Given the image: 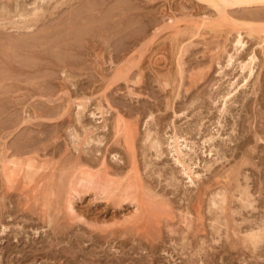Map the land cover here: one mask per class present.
<instances>
[{
	"label": "rangeland",
	"instance_id": "1",
	"mask_svg": "<svg viewBox=\"0 0 264 264\" xmlns=\"http://www.w3.org/2000/svg\"><path fill=\"white\" fill-rule=\"evenodd\" d=\"M70 1L56 10L55 2L50 4V11L31 30H6L0 26V151L23 159L34 156L46 167H54L48 174L53 180L46 176L49 192L53 190L48 198L35 197L39 193L26 188L7 192L0 175V264H264V242L253 250L241 244L238 237L243 234L236 236L264 216V140L256 138L257 134L264 139V54L254 45L255 40L246 38L248 51L256 49L259 57L256 67L259 79L240 91L234 99L236 104L231 102L228 113L222 117L218 98L226 91L230 79L242 80L236 69L226 70L228 75L223 78L219 74L213 56L224 45L223 37L213 33L195 36L191 38L193 46L187 41L191 46L184 53L183 63L188 76L184 73L181 90L176 71L177 38L189 37L197 20L206 14L214 18L216 12L212 7L199 0ZM31 2L0 0V7L6 5L13 10L17 4L29 7ZM259 11L255 15L242 9L232 17L262 23L264 10ZM171 18L176 21L175 29L170 28ZM228 26L227 23L224 28L230 29ZM184 31L186 36L181 35ZM229 37L227 50L231 51L233 38ZM139 52L143 55H138ZM221 55L223 62L226 52ZM127 64L128 67L134 64L128 73L129 82L115 80V71ZM192 70L198 82L189 81ZM138 74L142 76L140 83H136ZM167 81L171 86L166 85ZM80 101L87 104V110L81 113L79 121L78 107L74 104ZM100 101L105 106L109 103L110 113L105 120L100 119L95 108ZM93 110L96 116L91 115ZM117 115L123 118L129 141L123 135V138L115 135ZM218 120L223 121L225 128L220 129L218 149L212 155L204 154L211 148L207 146L201 152L203 137L216 131ZM84 126L95 133L89 135L94 143L89 140V144L76 146L72 135L79 133L83 138V129H87ZM176 127L180 135L199 146L198 162L202 167L215 161L210 171L197 167L204 175L197 187L190 186L189 180L180 174L167 144L164 155L158 158L145 141L147 129L164 139ZM99 139L102 143L98 145ZM133 157L138 170H130ZM244 158H251L253 165L251 162L241 167L249 179L245 183L244 176H240L239 182L251 186L257 200L255 210H241L232 196L238 193H234L232 187L236 183L228 175ZM103 159L112 174L118 173L119 179L131 174L135 179L139 175L149 187L152 193L148 194L146 189L145 194L142 192V211L135 209L136 203L124 201L116 206L114 201L101 199L91 191L76 201V208L87 215V223L72 215L68 218L61 204L69 168L74 169L80 161L98 169ZM220 189L227 190L233 201L228 215H223L224 222L214 221L215 207L210 204L211 195ZM230 222L235 234L228 228ZM2 226H7L5 232ZM227 228L230 232L226 235Z\"/></svg>",
	"mask_w": 264,
	"mask_h": 264
},
{
	"label": "bare ground",
	"instance_id": "2",
	"mask_svg": "<svg viewBox=\"0 0 264 264\" xmlns=\"http://www.w3.org/2000/svg\"><path fill=\"white\" fill-rule=\"evenodd\" d=\"M81 1V0H80ZM86 1V0H85ZM197 1V0H196ZM200 2H203L205 4H207L208 6L212 7L216 14L214 18H211L207 16H203L200 18V20H197L196 25L194 26V31L193 33L191 32V34H189V37H186V39L182 38H177V50H176V55H177V67L178 69L176 70L179 74V82H178V88L181 90V86H183V79L188 76V73H186V69L184 68V64L183 63V56L184 53L188 51V47H190L192 45L193 40H191V38L197 36L201 37V36H205L210 34H214L216 36L219 37H223L224 39V45L222 46V48H220V50L213 56V60L214 62L216 61L217 65H219V74L222 75V78L227 76L228 74L226 73V70H234L236 69L238 71V73L240 74V76H242V80L239 82L238 79L237 80H229L228 81V86L226 91H223L222 95H220V97L218 98V102L220 101V106L219 109L221 114L220 116L224 117L225 114L228 113V109L230 107V103L234 102V99H236V97H238V94L240 93V91L244 88H247L251 83H253V80H255L256 78H258L257 75V70L256 67L258 66V60L259 57L257 55V51L256 49H251L250 51H248L247 47H248V41L246 40V38L249 39H253L255 40L254 45L256 44V47H259L260 51L264 54V22H260L257 23L258 21L255 20V16L253 14L256 15V13H258L259 10H264V0H199ZM198 1V2H199ZM55 2V3H54ZM67 2H71L70 0H33V2H31V4H29L28 6H20V5H16L15 8L13 10L8 9V7L5 6H1L0 7V26L4 29H8V28H15L16 30H31L34 28V26L36 25V22L39 21L40 18L44 17L45 14L47 12L50 11V4L54 3L55 5L53 6V9L56 10L58 9L62 4H65ZM199 2V3H200ZM86 3V2H85ZM84 3V4H85ZM82 5V4H81ZM201 5V4H200ZM85 6V5H84ZM83 6V7H84ZM202 7V6H201ZM205 7V6H204ZM202 9V8H201ZM242 9L244 10H248L250 12H252V16H254V20L255 21H240V19L238 20L237 18H233L232 14L233 13H238L239 11L241 13ZM231 10V12H229ZM245 12V11H244ZM250 12H246L247 14ZM260 12V11H259ZM264 13V11L262 12ZM62 15L64 13H61ZM245 14V13H243ZM61 15V16H62ZM70 15V14H69ZM201 15V14H200ZM236 15V14H235ZM234 15V16H235ZM259 15V14H258ZM257 15V16H258ZM262 15V14H261ZM246 16V15H244ZM251 16V15H249ZM251 16V17H252ZM264 16V15H263ZM263 16H260L263 17ZM58 17V16H57ZM68 17V16H67ZM179 17V16H178ZM183 17V15H182ZM61 18V17H60ZM57 19V20H60ZM169 18V17H168ZM184 18V17H183ZM199 18V17H198ZM251 18V19H253ZM258 18V17H257ZM50 19V18H49ZM56 20V19H55ZM170 20V19H169ZM182 20V19H180ZM184 20H186V18H184ZM189 20V18H188ZM243 20V19H242ZM257 20H261V19H257ZM264 20V19H263ZM262 20V21H263ZM53 22V21H52ZM168 22V21H166ZM186 22V21H185ZM60 23V22H59ZM164 23V22H163ZM176 23L175 19L171 18V22L170 28H173V25ZM179 23V21H178ZM181 23V21H180ZM188 23V22H187ZM230 24V29L224 28L226 27V24ZM57 24V23H56ZM55 24V25H56ZM165 24V23H164ZM163 25V24H162ZM187 25V24H186ZM190 25V24H189ZM177 26V24H176ZM160 27V26H159ZM158 27V28H159ZM163 27V26H162ZM185 27V26H182ZM192 27V26H191ZM165 28V27H164ZM169 28V29H170ZM181 28V27H180ZM175 29V28H173ZM185 29V28H184ZM158 30V29H157ZM167 30V29H166ZM159 31V30H158ZM179 31V30H178ZM180 31H183V29H181ZM160 32V31H159ZM167 32V31H166ZM171 32V31H170ZM142 33V32H141ZM144 33V32H143ZM154 33V32H153ZM152 33V34H153ZM169 33V32H168ZM173 33V32H172ZM171 33V35H172ZM175 33V32H174ZM173 33V34H174ZM187 33V32H186ZM185 31L182 33V36H186ZM20 34V33H19ZM18 34V35H19ZM29 34V33H28ZM33 34V33H31ZM145 34V33H144ZM157 34V32H156ZM176 34V33H175ZM180 34V33H179ZM1 35V34H0ZM36 35V34H35ZM50 35V34H49ZM53 35V34H52ZM155 35V33L153 34ZM167 35V34H166ZM164 35V36H166ZM178 35V33H177ZM17 36V35H16ZM30 36V35H29ZM37 36V35H36ZM157 36V35H156ZM216 36L212 37L215 38ZM229 36H232V40H231V44H232V50H227V42L229 40ZM32 37V35H31ZM30 37V39H31ZM34 37V36H33ZM40 37H42L40 35ZM51 37V35H50ZM155 37V36H154ZM170 37V36H169ZM175 37V35H174ZM2 38V37H1ZM7 38V37H6ZM48 38V37H47ZM55 38V37H54ZM153 38V36L151 37ZM163 38V37H162ZM168 38V37H167ZM203 38V37H202ZM4 39V38H3ZM22 39V38H21ZM33 39V38H32ZM43 39V38H42ZM52 39V38H51ZM56 39V38H55ZM60 39V38H59ZM165 39V37H164ZM169 39V38H168ZM218 39V38H217ZM5 40V39H4ZM23 40V39H22ZM50 40V39H49ZM161 40V39H159ZM188 40H190L191 45L189 44V42H187ZM1 41V39H0ZM6 41V40H5ZM31 41V40H30ZM53 41V40H52ZM206 41V40H205ZM208 41V40H207ZM221 41V40H220ZM24 42V41H23ZM27 42V41H25ZM29 42V41H28ZM38 42V41H37ZM41 41L39 40V43ZM56 42V40H55ZM57 42H59L57 40ZM171 42V40L169 41ZM174 41L172 40V43ZM8 43V42H7ZM10 43V42H9ZM16 43V42H15ZM19 43V42H18ZM171 43V44H172ZM194 43V42H193ZM216 43V42H215ZM223 43V42H222ZM0 44H2L0 42ZM11 44V43H10ZM21 46L23 45L22 43H20ZM150 44V43H149ZM163 44V43H162ZM175 44V43H174ZM221 44V42H220ZM230 45V43H229ZM20 46V45H19ZM28 46V44L26 45ZM145 46V45H144ZM148 46V43H147ZM156 46V45H155ZM193 46V45H192ZM217 46V45H216ZM221 46V45H220ZM14 47V46H12ZM18 47V46H16ZM150 47V46H149ZM24 48V47H23ZM29 48V47H28ZM27 48V49H28ZM19 49V48H18ZM26 49V48H25ZM145 49V48H144ZM150 49V48H149ZM146 50V49H145ZM19 51V50H18ZM144 51V50H143ZM151 51V50H150ZM172 51V50H171ZM217 51V50H216ZM259 51V52H260ZM7 52H9L7 50ZM22 52V51H21ZM147 52V51H146ZM222 52H226L225 58L223 62H220L221 58H223V56L221 55ZM142 52H139L138 55H140ZM261 53V54H262ZM3 54V53H2ZM11 54V53H10ZM152 54V53H151ZM172 54V53H171ZM225 54V53H224ZM262 54V55H263ZM4 55V54H3ZM13 55V52H12ZM15 55V54H14ZM13 55V56H14ZM143 55V53L141 54ZM220 56H222L220 58ZM5 57V56H4ZM15 57V56H14ZM18 58V56H16ZM142 57V56H141ZM151 57V56H150ZM19 58H22L21 56H19ZM172 58V57H171ZM8 59V58H7ZM138 59V58H136ZM140 59V58H139ZM150 59V58H149ZM9 60V59H8ZM12 60V59H11ZM134 63L133 60H130ZM129 61V62H130ZM137 62V60H135ZM151 61V60H150ZM149 61V62H150ZM177 61V60H176ZM171 62V61H170ZM135 64V63H134ZM133 64V66H134ZM139 64V63H138ZM131 65V64H130ZM137 65V64H136ZM135 65V66H136ZM127 67H124L126 70H124V68H118L117 71H115L117 74V77L115 78V80L117 79H123L126 82H129V71L131 70V67H133L132 65L130 67H128L129 65H126ZM150 67V66H149ZM176 67V68H177ZM152 68V67H151ZM193 68V67H192ZM129 69V70H128ZM191 69V68H190ZM155 70V69H154ZM173 71H175L173 69ZM141 72V70H140ZM143 72V71H142ZM191 72V71H189ZM170 73V72H169ZM184 73H186L187 75H185L184 77ZM259 73V72H258ZM171 74V73H170ZM195 73H193V70L191 72L190 75V79L193 83L196 82V80L198 79L197 76L194 75ZM177 76V75H176ZM112 77V76H111ZM115 77V74H114ZM141 77L139 74L136 77L137 82L136 83H140ZM172 78V77H171ZM189 78V77H188ZM197 78V79H196ZM235 78V77H234ZM167 79V78H166ZM177 79V78H176ZM259 79V78H258ZM257 79V80H258ZM114 80V79H113ZM112 80V81H113ZM173 80V79H172ZM178 80V79H177ZM199 80V79H198ZM197 80V82H198ZM159 81V80H158ZM176 81V80H174ZM163 82V81H162ZM170 82V81H169ZM169 82L167 81L166 85L169 84ZM160 83V82H159ZM164 83V82H163ZM187 83V82H186ZM185 84V83H184ZM191 84V83H190ZM255 84V83H254ZM165 85V84H164ZM170 85V84H169ZM220 85V84H219ZM171 86V85H170ZM189 86V85H188ZM191 86V85H190ZM189 86V87H190ZM254 89H255V85ZM166 87V86H165ZM181 87V88H180ZM217 87V86H216ZM215 87V88H216ZM164 88V87H163ZM188 88V87H186ZM252 88V87H251ZM170 89V88H169ZM173 89V88H171ZM174 89H176L174 87ZM179 90V91H180ZM219 90V88H218ZM132 91V90H131ZM170 92V90H168ZM174 91V90H173ZM176 91V90H175ZM178 91V92H179ZM189 91V90H188ZM221 92V91H220ZM134 93V92H133ZM219 93V92H218ZM242 93V92H241ZM244 93V92H243ZM172 94V93H171ZM181 94V93H177L176 95ZM135 95V94H134ZM170 95V94H169ZM173 95V94H172ZM214 95V94H212ZM217 95V94H216ZM215 96V95H214ZM170 97V96H169ZM180 97V96H179ZM178 97V98H179ZM216 97V96H215ZM174 98V97H173ZM172 98V99H173ZM176 98V97H175ZM170 99V98H169ZM168 99V100H169ZM216 99V98H215ZM107 100V98H106ZM174 100V99H173ZM214 100V99H213ZM174 102V101H173ZM236 102V101H235ZM234 102V103H235ZM108 103V101H107ZM217 103V101L215 102ZM236 104V103H235ZM74 105H77L78 107V114L79 117L81 115L82 112H84L85 110H87V104L83 103L82 101L80 102H76ZM108 106H105L101 103V101L97 104V106L95 107L97 112L100 113V119H106L105 115L110 113V108H109V103L107 104ZM68 107V106H67ZM178 107V106H177ZM256 107V106H255ZM66 108V107H65ZM254 108V107H253ZM259 109V108H258ZM94 111V110H93ZM253 111V110H252ZM98 114V113H97ZM83 115V113H82ZM91 115H95L96 113L91 112ZM94 116V117H95ZM99 116V115H98ZM108 117V116H107ZM219 118V117H218ZM253 118V117H252ZM255 118V117H254ZM78 119V118H77ZM102 119V120H103ZM81 120V117L79 119V121ZM28 122V121H27ZM26 122V123H27ZM115 124H114V131H115V135L116 137H122V135L124 136L125 140H128V130H126V127H124V122H123V118L121 117V115H117V117L114 120ZM222 120H218V124L219 125L216 129V131L214 132H209L208 134H205V136L203 137V148H201V152L202 149H204L205 147L209 146V148L211 149H207L206 151H203V153H209V155H212L213 151H216L218 148L217 146V139L222 137V134L220 133V129L224 128L223 124H222ZM238 122V121H237ZM212 124V123H211ZM105 125V123H104ZM103 126V125H102ZM171 126V125H170ZM235 126V125H234ZM85 127V126H84ZM83 127V128H84ZM105 128L107 127L104 126ZM102 127V128H104ZM124 127V128H123ZM202 127V126H201ZM87 128V127H85ZM94 128V127H93ZM149 128V127H148ZM174 128V127H173ZM92 128H88L83 129V132H85L84 137L82 138V136L79 133H75L73 134V143L74 145L76 144H81V143H85V144H89L91 143V140L89 139V135L92 133L93 135V131H90ZM96 131L98 129L95 128ZM225 129V128H224ZM103 130V129H102ZM199 130V129H198ZM104 131V130H103ZM108 131V130H107ZM179 129L177 130V127L175 129H173V131L171 132L170 135L166 136V138L162 139L157 133L155 134L154 132L151 131V129H147L146 133H145V141L148 142V147L149 149H152L156 154V156L158 158H161L164 155V145L167 144V148L169 149V153L171 154L176 166L179 169L180 174H182L184 177H186L189 180L190 186H194L197 187L201 182L203 175V172H199L197 169V167L201 166V163L198 162V150H197V146L196 147V142L194 141H189L185 136L180 135V133L178 132ZM184 131V130H183ZM223 131V130H222ZM105 132V131H104ZM156 132V131H155ZM95 134V133H94ZM165 134V133H164ZM91 135V136H92ZM144 135V134H143ZM200 135V134H199ZM164 136V135H163ZM197 136V135H196ZM195 136V137H196ZM243 136V135H242ZM262 135L258 136L256 134V138L257 140H264L262 137ZM71 137V136H70ZM101 136H98V138H100ZM229 137V136H228ZM97 138V136H96ZM97 138V139H98ZM123 138V137H122ZM255 138V140H256ZM166 139V140H165ZM190 139V138H189ZM239 139V138H238ZM90 140V141H89ZM94 140V139H93ZM92 140V142H93ZM103 140V138L101 139ZM101 140L99 139L96 140L98 145L99 143H102ZM220 140V139H219ZM223 140V139H222ZM235 140V139H233ZM256 140V141H257ZM232 141V140H231ZM239 141V140H238ZM259 142V141H258ZM9 143V142H8ZM84 143L82 145H84ZM94 143V142H93ZM226 143V142H225ZM263 143V142H262ZM222 144V143H221ZM10 145V143L8 144ZM7 145V146H8ZM223 145V144H222ZM227 145V144H226ZM78 146V145H76ZM74 146V147H76ZM81 146V145H80ZM96 146V145H95ZM221 146V145H220ZM225 146V145H224ZM2 147V146H1ZM9 147V146H8ZM202 147V146H201ZM223 147V146H222ZM256 147V146H255ZM34 148V147H33ZM98 148V147H97ZM220 148V147H219ZM247 148V147H246ZM254 148V146H253ZM5 149V148H4ZM7 149V147H6ZM12 149V148H11ZM216 149V150H214ZM230 149V148H229ZM248 149V148H247ZM13 150V149H12ZM223 149H221L222 151ZM233 150V149H232ZM249 150V149H248ZM256 150V148H254L253 150H251L252 152H254ZM9 151V150H7ZM17 151V150H16ZM30 151V150H29ZM224 151V150H223ZM6 152V151H5ZM3 151H0V175H1V182L3 183L2 187L6 188L7 192H10L11 189H17L19 188H26V189H30V192H38V195H35V197H38L39 195L41 196H45V198H48L51 195V192L53 194V190H51V192H49V185L46 183V176H49V173H52V170L54 167H52L51 165L49 166H45V163H43L41 161L38 162V160L36 158H28L27 159H23L24 157H15L14 155H9L7 153H5ZM231 152V151H230ZM11 153V152H10ZM13 153V152H12ZM11 153V154H12ZM216 153V152H215ZM7 154V155H6ZM18 154V153H16ZM39 154V153H37ZM79 154V152H78ZM41 155V154H40ZM228 155V154H227ZM249 155V154H248ZM38 156V155H37ZM36 156V157H37ZM32 157V156H31ZM78 157V156H76ZM114 157L117 158V155H114ZM156 157V158H157ZM222 157V156H221ZM224 157V154H223ZM251 158H244V160H241V163H237L238 166L236 165V167H234L233 171L231 172L230 176L233 180L234 183H236V185L233 188L234 193H238L237 195L233 194L232 196H234V198L237 199V201L240 204V208L242 209H251V210H255L256 206H255V202H257V200H255L254 195L252 194V192L250 191V187L249 184H245L244 186L241 185L243 183L240 184L239 180H240V176H244V181L245 183H247L246 180L249 179L248 175H243L241 167L245 164L247 165H251L252 159ZM75 160V159H74ZM203 160V159H202ZM212 160V159H211ZM214 160V159H213ZM225 160V158H224ZM136 159H134V157L131 159V168L130 170H133L137 167V162L135 163ZM134 162V163H133ZM215 162V161H214ZM209 164L208 162L204 163L205 166L201 168H204L205 171H210L212 169V164ZM81 162L79 161L78 164H76L74 166V169L72 168H67L68 170V174L66 175L67 177V183L66 186L64 188V198H62V206L65 207V212L69 215L68 218L70 217V215H72L71 217H75L77 219H80L81 222H86L87 223V218L85 216V214L82 211H79L76 207V201L78 199H82V194H88L91 191L95 192V196H99L101 199H105L107 201H114L116 203V206H121V204L124 201H129L131 204L136 203L135 205V209L137 211L141 210L142 211V203H143V198L142 195L143 193L145 194V189L147 190V193H152L151 190H149V187L145 186L142 181L141 178L138 176H135V179H132L131 175H129L127 178H123V179H119L118 178V173L114 172L113 174L111 173L112 170L109 169V166L106 162L105 159H103L101 162H99L98 164V169H92L87 165L84 164H80ZM70 164V163H67ZM71 165V164H70ZM73 165V163H72ZM246 165V166H247ZM253 165V162H252ZM54 166V165H53ZM69 166V165H68ZM71 167V166H70ZM55 170V169H54ZM65 170V171H67ZM136 170H138L136 168ZM231 170V168H230ZM111 171V172H110ZM137 172V171H136ZM139 172V171H138ZM244 172V171H243ZM59 173V172H58ZM207 173V172H206ZM224 173V172H223ZM135 174V173H134ZM137 174V173H136ZM139 174V173H138ZM210 174V173H209ZM249 174V173H248ZM59 175V174H58ZM225 175V174H224ZM62 176V175H61ZM134 176V175H133ZM223 176V175H222ZM226 176V177H228ZM53 177L52 175L49 176L48 178ZM57 177V176H55ZM140 178V179H139ZM51 181L53 180V178H50ZM61 180V178H59ZM66 179V178H65ZM174 179V178H172ZM228 179V178H227ZM58 181V178L55 179ZM176 183L177 180L175 179ZM222 181V180H221ZM254 181V179H253ZM145 182V181H144ZM232 182V181H230ZM251 182V180H250ZM255 182V181H254ZM61 183V182H60ZM175 183V182H174ZM54 185H57L55 183H53ZM53 185V187H54ZM65 185V184H64ZM261 185V184H260ZM60 186V184H59ZM58 186V187H59ZM233 186V185H232ZM56 187V186H55ZM218 187V186H217ZM229 187V186H226ZM262 187V186H260ZM61 188V186H60ZM222 189V188H221ZM217 191V192H213V194L211 195V199H210V204L212 206L215 207V218L214 221H219L223 219L222 222H224V217L223 215H228V209L229 204L231 202H233L231 200V196L229 195V193L226 191L221 190ZM226 188H224L225 190ZM9 190V191H8ZM154 190V189H153ZM217 190V189H216ZM260 190V189H259ZM5 191V192H6ZM18 191V190H17ZM230 191V190H229ZM255 191V190H253ZM58 192V190H57ZM62 192V191H61ZM143 192V193H142ZM4 193V192H3ZM60 193V192H59ZM58 193V194H59ZM8 193H5L4 195H7ZM28 194V193H27ZM33 195V194H32ZM61 195V193H60ZM1 196V194H0ZM10 196V195H8ZM28 196V195H27ZM4 197V196H3ZM262 197V196H261ZM34 198V196H33ZM146 198V197H145ZM260 198V197H259ZM9 199V198H8ZM2 200V199H0ZM5 200H3L4 202ZM80 201V200H78ZM208 201V200H207ZM235 201V200H234ZM113 202V203H114ZM262 202V201H261ZM1 203V202H0ZM4 204V203H3ZM198 206V205H197ZM208 206V205H207ZM2 207V206H1ZM8 207V206H7ZM10 207V206H9ZM211 207V206H209ZM232 207V206H231ZM260 207V206H259ZM3 208V207H2ZM213 208V207H211ZM196 209V208H195ZM207 210V209H206ZM210 210V208H209ZM236 210V209H235ZM240 210V211H241ZM264 210V209H263ZM212 211V210H211ZM232 211V208H231ZM5 212V210H4ZM231 213V212H230ZM232 213H235V211L233 210ZM6 214V213H5ZM66 214V215H67ZM187 214V213H186ZM263 214V212H262ZM233 215V214H232ZM235 215V214H234ZM261 215V214H260ZM4 216V215H3ZM230 216V215H229ZM7 217V216H6ZM11 217V216H10ZM227 218V216H225ZM250 217V216H249ZM2 218V217H1ZM125 218V217H124ZM233 217H231L232 219ZM71 219V218H70ZM73 219V218H72ZM128 219V218H127ZM230 220V218H228ZM3 220V219H2ZM124 220V219H123ZM78 221V220H76ZM94 221V220H93ZM104 221V220H103ZM228 221V220H227ZM123 222V221H122ZM242 222V221H241ZM91 223V222H90ZM101 223V222H100ZM118 223H120L118 221ZM89 224V223H88ZM94 224V222H93ZM212 224V223H211ZM242 224V223H241ZM90 225V224H89ZM220 225V224H219ZM237 225V224H236ZM234 225V226H236ZM247 225V224H245ZM244 225V226H245ZM8 226V225H7ZM7 226H2L4 227L3 231L5 232L6 227ZM233 226V227H234ZM231 227V222H230V226H228V228ZM232 227V228H233ZM93 228V227H92ZM227 228V229H228ZM243 228V227H242ZM88 229V228H87ZM191 229V227L189 228ZM219 229V227H218ZM218 229H215L218 231ZM236 229V227L234 228ZM223 230V229H222ZM230 230L233 232V230L230 228ZM230 230H226V235L228 234V232H230ZM225 231V230H224ZM235 231V230H234ZM237 231V230H236ZM13 232V231H12ZM16 232V231H15ZM220 233V232H218ZM223 233V232H221ZM14 234V233H13ZM89 234V233H88ZM216 234V233H215ZM233 234H235L233 232ZM238 235L243 234L241 237H238L241 244L245 247H251L253 250L258 248V245L262 242H264V216L260 221H256L253 224H251L246 231H238L236 233ZM213 235V234H212ZM224 235V234H223ZM231 235V234H230ZM228 235V236H230ZM90 236V235H89ZM235 236V237H236ZM15 237V236H14ZM217 237V236H216ZM221 237V236H220ZM222 238V237H221ZM229 238V237H228ZM49 240V239H48ZM233 240V239H232ZM95 241V240H94ZM239 242V241H238ZM239 242V243H240ZM54 244V243H53ZM56 246V244H55ZM240 247V245H239ZM30 248V247H29ZM252 250V251H253ZM254 252V251H253Z\"/></svg>",
	"mask_w": 264,
	"mask_h": 264
}]
</instances>
